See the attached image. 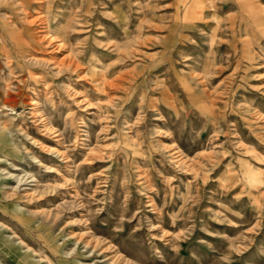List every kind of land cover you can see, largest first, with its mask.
Listing matches in <instances>:
<instances>
[{
  "label": "rangeland",
  "instance_id": "1",
  "mask_svg": "<svg viewBox=\"0 0 264 264\" xmlns=\"http://www.w3.org/2000/svg\"><path fill=\"white\" fill-rule=\"evenodd\" d=\"M0 264H264V0H0Z\"/></svg>",
  "mask_w": 264,
  "mask_h": 264
}]
</instances>
